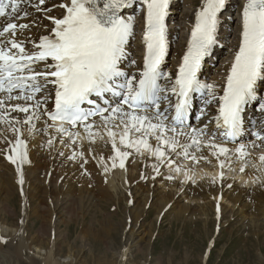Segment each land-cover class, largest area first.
Wrapping results in <instances>:
<instances>
[{
	"label": "snow or ice",
	"instance_id": "snow-or-ice-1",
	"mask_svg": "<svg viewBox=\"0 0 264 264\" xmlns=\"http://www.w3.org/2000/svg\"><path fill=\"white\" fill-rule=\"evenodd\" d=\"M24 0H0V18H5L0 26V92L8 101H24L6 105L0 99V122L8 124L15 135L14 141L5 137L8 145L6 159L20 165L28 162L27 142L23 138V127L28 126L29 133L36 131L33 120L46 116L55 127L57 133H67L73 144V137L80 136L79 129L87 133L89 144L96 142L101 129L106 130L111 140L114 155L109 157L112 167H125V159L130 155L117 147V132L120 129L119 143L124 148H135L137 152L143 148L154 155L161 163L169 166L176 164L175 170L181 171L175 157L190 161L193 165L201 162L211 164L212 161L204 155V150H211L218 166L223 169L229 162L230 154H235L245 163L240 171L247 166L249 153L246 146L240 144L233 150L213 141L215 133L208 137V124L203 128H192L189 140L181 142L174 137L166 138V132L177 136L188 135L178 130L185 125L190 108L191 93L207 92L211 99L204 101L205 106L217 100L213 91L215 85L202 83L197 76L201 63L210 55V50L216 45L218 13L225 7V0H205L201 10L196 14V22L191 32L188 49L183 56V62L178 72L173 74L163 71L161 65L167 54L166 23L169 0H141L146 6L143 42L146 53L143 58V68L139 74H130L122 68L126 55V46L133 36V18L122 15L124 9L135 0H69L58 5L65 10L62 18L51 19L54 27L51 35H43L34 44L36 51L25 50L23 42L17 39V29L23 34L29 24L13 22V19L27 18L30 14L19 5ZM31 3V0H28ZM45 0H38L33 5L37 11L49 12L51 9H41ZM51 61V62H49ZM43 63V67H35ZM135 64V61H131ZM264 79V0H247L242 10V33L234 61L226 78L223 95L218 98V115L209 120L215 121L217 129H222L220 136L228 140H236L243 128L244 107L256 99V84ZM161 81L167 83L161 84ZM48 85L54 86V109L45 107L51 91L42 97ZM15 93V95H13ZM119 97L114 106L108 104L102 107L97 100L104 99L106 94ZM175 96L172 103L170 95ZM95 97V99H93ZM32 103H29V102ZM168 101V107L162 108L161 102ZM92 105L88 111L82 108L84 104ZM24 113L19 119L8 112ZM264 110V101L259 102ZM149 109H154L151 115ZM174 109L170 118L166 113ZM143 113V114H142ZM201 115H204L203 109ZM90 117H99L100 124L89 122ZM60 121L59 126L56 122ZM155 121V122H153ZM20 127H16V125ZM77 131L71 132L69 128ZM111 125V127H109ZM96 132H93V129ZM130 133L138 134L131 139ZM153 134L157 146L153 149L148 142V135ZM257 139L264 143V135L255 133ZM49 145L52 140L48 141ZM62 154V153H61ZM83 155V152H81ZM167 155V160L165 156ZM224 157V159H221ZM75 158V157H72ZM264 163V155L260 156ZM103 161V157H101ZM158 173V168L154 165ZM105 167V171H107ZM223 171L220 179H223ZM172 179V177H168ZM192 179V177H186ZM215 182V178H213ZM20 183L23 184L21 172Z\"/></svg>",
	"mask_w": 264,
	"mask_h": 264
},
{
	"label": "bare ground",
	"instance_id": "bare-ground-1",
	"mask_svg": "<svg viewBox=\"0 0 264 264\" xmlns=\"http://www.w3.org/2000/svg\"><path fill=\"white\" fill-rule=\"evenodd\" d=\"M136 1L140 7L144 6L141 3V0ZM184 1L188 2L186 0ZM37 2L38 0H31V3H29L28 0H24L22 3V10L27 11L30 15L25 20H20L17 22V24L24 23L29 24L32 27L31 31L23 32V34L17 32L18 41L23 42V44H28L29 46H27V48H33L34 44L39 42V38L41 36L50 35V29L53 26V23L47 20L46 17H57L64 14L65 10L58 5L68 3L69 0H45L44 5H40L41 9H52L53 6L57 7L53 9L54 11L49 12H44L43 10L37 11L33 6L36 5ZM170 2L174 6V0H170ZM204 3L205 0H203V5ZM243 7L244 6H242L241 10L239 8L237 11L238 17L240 18L241 16V22ZM201 8L194 13V15L191 17V20L189 21L187 26L186 43L188 42L189 38H191V32L196 22V14L201 10ZM172 10L174 11L175 9L172 8ZM129 11V13L136 12L135 8H130ZM172 16L174 17V14ZM225 19L226 15L220 13L218 16L216 33L222 29L223 20L225 23L227 22ZM173 22V18L170 17L168 22V24H170L168 33L169 39H171V27H174ZM36 23L38 24V28H35ZM240 39L241 37L239 36V40L236 42V50L233 52L232 61L229 63H225L226 60L222 61V63H225L221 69L222 75L220 76L219 74L218 76L214 77L213 81H206L204 78H202V83L215 85L213 91L215 92L217 99L220 96L221 87L224 85L223 80H225L227 77L230 71V65L234 61ZM0 40H3V38H0ZM141 40L142 37L140 35H136V38L130 44V57H133V60L131 59V61H135V64L130 62V58L127 61V67L131 63V67L128 68L130 74L138 75L141 71L142 58L144 56ZM186 43L183 44L182 41H180L177 44L174 52L171 54V56H169V63L171 62V67L167 70H163L165 72L172 73L173 79L175 77L174 68L179 66L178 63L181 62L183 56L185 55ZM217 47L218 46L216 45L215 49H217ZM38 67L42 68L43 65H38ZM218 69L220 68H217V70ZM165 83L167 82L162 81V84ZM258 87H260V84L257 86V90ZM53 90L52 87L48 86V89L45 91V93L38 95V97H42L47 94L48 91H51V95L49 96L48 102L45 105V107L49 109H51L53 106V103L51 102ZM203 93L205 96L202 102V107L198 113L201 115V110L203 109L204 115H202V118L211 120L215 113L214 104L217 102V100H213L211 104L205 106L204 101L206 99H211V97L207 95L206 91ZM13 95H15V93H13ZM262 95L264 100V94ZM0 99L5 100L6 105L24 103L22 100L8 101L5 98V94L2 92H0ZM29 103L32 102L30 101ZM164 107L165 105L162 106V108ZM259 110H261L260 107ZM0 111H3V109H0ZM153 111L154 109L148 110L147 114L151 115ZM256 111V107L252 109L248 115V119L246 120L247 128L245 136L248 135L250 138L252 137V132H259L261 129L262 135H264V115L259 117L261 118L260 120H254V114ZM8 112L12 117H17L19 119H22L25 115L24 113L11 111L10 107L8 108ZM166 115L169 117V121H166V123H170V116L167 113ZM202 118L200 120H195L192 122L190 127H187L184 130L178 128V130H181L188 135L177 136L175 133L166 132L165 137L172 138L175 136V138L182 143L188 141L192 128H203L204 125L207 124L206 122L202 121ZM253 121H257V124L251 131L249 130L250 128L248 127V122L253 125ZM45 122H47L49 125L52 124V122H50L46 116L41 117L39 120H33V124L36 126V131L32 133H29L27 125H24L23 127V138L26 139L27 142L28 156V162L20 165L21 172L23 174V184L20 183L21 172L17 171V164H13L9 162L8 159H6L8 145L5 143V137H7L9 141H14L15 135L11 131V128L8 124L0 122V208H2L0 210V264H22L25 260L33 261V259L36 258L35 255L41 257V263L43 264H63V262L64 264H90L87 260L78 262L76 253H73L72 248H70L68 255H61V257L65 258L63 262L59 259L60 255L57 254L59 245L61 243L66 244V239L68 236H71L69 233H67L66 237L64 236L61 238V227L62 225L69 227L71 224L78 222L79 235L77 236V239H80L82 246H80L77 251L82 252L86 243H90L91 246L95 243L93 248H88L89 255L96 253L97 251L98 253L99 251L106 253V251L102 249V245L100 246L101 243L99 244L96 242L99 235L104 233L105 228L111 231L113 238H117L118 233L123 226V224L120 222L121 217L117 218V216H119L117 209L114 215L113 213L111 214L108 212L109 202H114L116 200L115 195L118 196V207L120 209L122 208L121 200L125 198L127 202L128 199L129 202L132 201L135 206L134 212L137 213L142 212L140 211L139 206L141 201L140 198L143 197L142 200L144 202V207L150 201L151 207L158 209V219L164 209L168 208L169 204H171V208H178L180 202L182 201H174V196L178 195V193L180 196L183 195L181 196L182 199L188 201L190 200V202H195L196 200H209L206 207L212 208L214 212L217 211L219 217H223V213L227 209L225 202L232 203L234 204L232 207H236L241 201L240 196L227 189V186L230 182H226V171L231 168L237 170L238 173L236 176L239 175V180H241L244 185L254 187L257 184H264V182L262 183L264 179V163H261L259 159L260 156L264 155V143H262L261 140H244V136L239 142L235 144V146L230 144L225 145L227 148L233 150V153L234 150L240 146V144H244L246 146V151L249 153V156L247 157V166L245 167L244 172H241L240 168L245 163V161L239 159L235 154H230L229 162L225 164L223 169L218 166L217 160L212 157L211 150L209 149L204 150V155L208 156V158L212 161L211 164L201 162L199 164L193 165L188 160H184L181 157H175L177 164L181 168V171L178 173H184L182 178L183 181H200L202 178L203 181H206L208 177L215 178V180L219 181V183L215 181L217 184L211 183L212 187H208L207 191L200 189L201 187L199 185V187L194 190V194L191 195L189 192L190 190L186 192L187 188H184V183H180L178 181L167 183L164 176L166 175L164 174L165 170H162L161 173L160 171L157 173V171L154 170L153 166L155 165L157 168L160 164V161L156 163L155 161L150 160L148 162V169H146L147 177L144 179V181L138 182V179L142 176L143 172V168L140 167L141 164L138 163L144 159H140L135 155H132L130 148L128 149L123 147L122 149L121 146H119V136L123 134L120 129H115L117 132V147L122 151H128L130 153V155L125 159V167L123 169L119 167L118 160L116 161V167L113 168L111 166L112 161L109 159V157L113 156L114 152L112 147L110 148L109 143L106 144V147H103L102 145L92 146L86 144L88 141L87 133H84L83 129L80 128V136H74L73 139L79 141L78 146L80 145L81 148L73 147L71 144H68L64 138L60 137V133L56 132L55 127H48ZM93 122L99 125L100 118ZM56 124L59 126L60 123ZM208 124H210L207 128L209 136L203 137V139L207 142L210 139L211 134L215 133V141H217L218 144L223 145L219 140L221 138L220 131L216 128L214 120L212 123H209L208 121ZM16 127H20V125L17 124ZM109 127H111V125H109ZM93 132H96L95 128L93 129ZM104 133H106V130L101 129L99 135H104ZM66 135L68 136L67 133H65V136ZM132 135H134V138L138 136L136 133H130V137ZM147 139L152 145L153 149H155L157 143L154 135L149 134ZM49 140H52L51 145L48 143ZM83 142H85V145L82 146ZM65 147L66 150H60L64 149ZM73 152L75 155H73ZM81 152H83V155H81ZM141 152H145V150L142 148ZM65 155L68 157V161L71 163L70 168L66 167L65 164H61L62 157ZM101 157H103V161L101 160ZM165 157H167V155ZM221 159H224V157H221ZM176 166V164H173L169 166L168 169L177 172L175 170ZM105 167H107V171H105ZM103 171H105L104 175H102ZM221 171H223L224 174L223 179H220ZM186 177H192V179H187ZM175 179L177 180L178 178ZM74 180L76 186H73ZM152 184L155 185L154 190H150V185ZM76 187L79 192V197L75 199V201H72L71 199L75 198L74 192ZM16 188L22 192V196L25 200L24 206H20L22 216L21 222L12 221L14 219H7V217H11L10 213L8 212V209H10V196L16 192ZM131 188L135 190V194H133L131 190H128ZM166 188H175L177 189V192L167 191ZM31 190L32 194L30 193ZM125 190L126 192H130V195L129 193L128 195L125 194ZM5 192L7 194L4 196ZM50 198L51 205L49 206L47 204ZM172 201L173 203H171ZM261 202V195H258L256 199L252 201V203L258 207L261 221L264 222V208H262L264 207V198L262 206L259 208ZM31 204H34L35 206L32 207ZM199 207L202 206L199 205ZM190 208L191 207L189 206H184V208L180 207L178 212L175 214L179 215L186 209ZM32 212L35 213L33 216L35 220L40 223V230L36 236L30 238L31 241L29 242L28 219L31 217V214H33ZM54 212H56V214ZM13 215L16 216L15 209ZM205 215L206 221H209L208 213L206 212ZM141 217L142 215L140 214L139 218ZM139 218L137 217L135 220L137 221L136 223L139 222ZM113 223H117L116 227L113 225ZM131 232L132 234L136 235L140 234L138 231L135 232L134 227H132ZM149 233H152V231L150 230ZM46 235H49V237H46ZM53 236L54 238H52ZM128 251V247H126L123 250L122 255H120V260L117 262V264H128ZM103 258L104 260L101 258L102 262L100 261L98 264H115L114 261H110L108 255H104ZM33 263L36 264V261H33ZM164 263L165 262L162 259L159 264Z\"/></svg>",
	"mask_w": 264,
	"mask_h": 264
},
{
	"label": "rangeland",
	"instance_id": "rangeland-1",
	"mask_svg": "<svg viewBox=\"0 0 264 264\" xmlns=\"http://www.w3.org/2000/svg\"><path fill=\"white\" fill-rule=\"evenodd\" d=\"M186 1L188 2H185L184 0L177 1L178 5L176 9L174 8L176 10L173 17V25L175 28L173 26L171 27L170 34L172 41V45H170V48L173 46L172 53L174 52L177 44L180 41H182L183 44L186 43L187 26L189 24V21L191 20V17L194 15V13L198 11V9H200L203 5V0ZM229 2L232 6L238 5V0L237 2H235V0H228V3ZM246 2L247 0H243L242 4ZM239 8L241 10L242 6H240ZM239 8H237L235 12L231 14L230 12L226 13L225 20L227 21L226 23L228 24V28L226 30L227 34L225 41L223 42L224 48L216 55V57L218 58V62L216 63V65L219 64L218 68L220 69L217 70L216 68L215 70H213L214 72L211 71L208 75L214 76H211L210 79H214V77L218 76L219 74L221 76L222 72L220 71L222 69V66L225 64L224 62L222 63V61L226 60L228 62L229 57L232 54V52L230 53V48L233 45V40L236 39V32L239 30V17L237 14ZM226 10L228 11L229 9L226 8ZM51 11L54 10L51 9ZM239 36L237 38V41L239 40ZM169 65L171 67V62L168 63V67ZM261 91L264 92V82ZM262 92L261 94H264ZM261 116L262 115H260V117ZM257 133L262 134V129ZM59 135L73 147L81 148L80 145L78 146V140L75 139L76 143L73 144L72 140L69 139L67 135ZM132 136L130 138L135 139L134 135ZM244 140L254 139L246 135ZM213 142L218 144V142L215 140ZM107 143H109L111 148V140L107 136V133H104V135H98L96 137L95 143L89 144V141H87L86 144L92 146L102 145L103 147H106ZM83 145H85V142L82 143V146ZM119 146H121V148L123 149V146L120 143ZM60 150L64 151L66 150V147ZM130 152L137 158L145 160H142L138 163L141 164L140 167L143 168L142 176L138 179V182L144 181V179L147 177L146 169H148V162L152 160L158 163L159 161L154 155L148 153L147 151L137 152L135 148H130ZM73 155H75V153ZM164 159L167 160V157H165ZM61 164H65L66 167L70 168L71 163L68 161V157H66V155L62 157ZM168 167L169 165L167 163L160 162L157 168L160 173L162 172V170H165L164 174L166 175L164 176L167 183H173V181L184 183V188H187L186 192L190 190L189 192L191 193V195L194 194V190L197 189L199 185L201 187L200 189L207 191L208 187H212L211 183H219L218 180H215L216 182H213L212 177V179L208 177V179L206 180L208 183L206 181H203V178L201 179L202 181H183L182 178L184 173H178L174 170H169ZM104 172L105 171L102 172V175H104ZM237 173L238 171L232 168L226 171V182H230L227 186V189L240 196L241 201L236 207H232L234 205L232 203L225 202V206L227 209L223 213V217H219L217 211L214 212L212 208L206 207L209 200H196L195 202H190V200L188 201L182 199L181 196L183 195L180 196V194L178 193V195L174 196V201L182 200L178 208H171L172 206L171 204H169V209L165 208L158 219V209H156L155 207H151L150 201L144 207V202L142 200L143 197L140 198L141 201L139 206V209L142 212L137 213L134 212L135 206L132 201L129 202L128 199L127 202L125 198L121 200L122 208L120 209L118 207V196L115 195L116 200L114 202H109L108 212L111 214L113 213L114 215L117 209V213H119V216H117V218L121 217L120 222L121 224H123V226L121 227L117 238H113L111 231L105 228L104 233H101L99 235L96 242L99 244L101 243L100 246L102 245L101 247L104 251H106V253L103 251H99V253L98 251H93L96 253L89 255L88 248H93L95 243L92 246L90 245V243H86L82 252L77 251L79 247L82 246V243L80 239H77V236L79 235V223L76 222V225L71 224L69 227L62 225L61 227V238L64 236L66 237L67 233H69L71 236H68V238L66 239V244L61 243L59 245V250H57V254L60 255L59 259L63 262L65 258L61 257V255H68L70 248H72L73 253H76L78 262L87 260L90 264H98L101 261V258L102 260H104V255H108L110 261H114L115 264H117V262L120 260V255H122L123 250L128 247V264H159L162 259L165 262L164 264H264V222L261 221L258 207L254 203H252V201H254L258 195H261L262 202L259 207L261 208L264 198V184H257L254 187L244 185L243 182L239 180V175L236 176ZM168 177H172V179H169ZM175 178L178 179L176 180ZM263 182L264 179L262 183ZM73 186H76L75 180L73 181ZM150 186V190H154L155 185L152 184ZM75 189V198L71 199L72 201H75V199L79 197L77 187ZM126 190L124 191L125 194L128 195L129 193L130 195V192H126ZM128 190H131V192L135 194V190L133 188ZM166 190L177 192V189L175 188H166ZM30 193L32 194V190ZM6 194L7 193L5 192L4 196ZM10 198V209H8V212L10 213L11 217H7V219H14L12 221L21 222L22 216L20 206L23 207L25 203L22 192L16 188V192H14V194H12ZM171 203H173V201ZM31 205L32 207L35 206L34 204ZM47 205H51V198ZM199 205L202 207H199ZM184 206H189L191 208L186 209L179 215H176L175 213L178 212V209L180 207L184 208ZM1 209L2 208H0V210ZM14 209L16 216L13 215ZM206 212L209 215V221H206ZM32 213L33 214H31V217L28 219V231L30 234H28L29 242L31 241L30 238L36 236L40 230V223L37 222L33 217L35 213ZM54 213L56 214V212ZM140 214L142 215L141 218H139ZM137 217L139 218L138 223H136L137 221H135ZM116 224L117 223H113L115 227ZM132 227L135 228V232L138 231L140 234H132ZM150 230L152 231V233H149ZM46 237H49V235H46ZM52 238H54V236ZM35 256L36 258H34L33 261H36V264H43L41 263V257L38 255ZM33 261L25 260L23 261V263L34 264Z\"/></svg>",
	"mask_w": 264,
	"mask_h": 264
}]
</instances>
